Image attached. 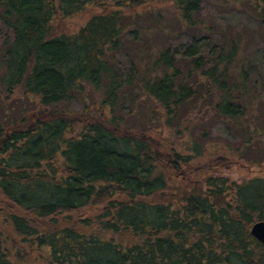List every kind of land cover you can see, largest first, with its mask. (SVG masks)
I'll return each mask as SVG.
<instances>
[{"label":"trees","instance_id":"1","mask_svg":"<svg viewBox=\"0 0 264 264\" xmlns=\"http://www.w3.org/2000/svg\"><path fill=\"white\" fill-rule=\"evenodd\" d=\"M166 1L0 0L10 33L0 47V264H264L250 235L264 221V178L226 177L235 158L219 145L208 146L219 158L171 177V165L202 157L207 135L169 152L150 134L178 129L197 105L188 125L221 123L239 148L264 149V49L246 70L247 33L208 20L213 1L239 8L264 45V0ZM83 12L76 32L52 33L55 17ZM188 33L179 47L160 42ZM17 89L26 105L5 118ZM87 92L99 116H66L62 106L87 103Z\"/></svg>","mask_w":264,"mask_h":264},{"label":"rangeland","instance_id":"2","mask_svg":"<svg viewBox=\"0 0 264 264\" xmlns=\"http://www.w3.org/2000/svg\"><path fill=\"white\" fill-rule=\"evenodd\" d=\"M164 1L165 8L170 7V3L167 2L166 0ZM167 2V3H166ZM218 4V6H216ZM220 3H215L213 1V5L216 6L217 12L215 14L214 18H209L208 20L215 26L219 31H222L224 33H227L230 30H238L240 31L243 28V31L247 33V45L245 47V69L249 70L252 69V71H256L258 69V61H259V52L264 49V45L262 43L261 38L259 37L255 26L251 23V20L247 17V14H245L244 11H242L239 8H234L232 9L231 7L229 8H222L219 5ZM168 10H166L165 13H167ZM164 13V14H165ZM211 13L210 10H207V14ZM170 21H174L175 19L172 16H168ZM87 15L83 13L74 15L68 19H62L60 17H55L52 20V33L56 32L58 34H72L76 32L87 20ZM208 21V22H209ZM246 26H249V31L245 28ZM251 29V30H250ZM252 31V32H250ZM193 33H188L182 35L178 42H167L165 40H160L161 43H172L173 47H179L178 45H181V43H186L190 40V37H192ZM257 35V36H254ZM10 39V33L9 31L3 26L0 20V47L3 43L4 40H9ZM120 66L122 67V73L125 76L127 74V70L129 68L128 62L125 59H122L120 62ZM253 75V73H251ZM252 78V77H251ZM206 90V89H205ZM3 98L4 96L1 95ZM86 101L87 103L80 102L79 100L72 99L69 101V103L65 104L61 108L63 112L66 114V116L70 117L72 120H80L83 115L89 114L90 116L96 118L99 116V101L100 98L98 95L87 92L86 96ZM211 98L209 95L206 93L205 94V99H203V104L207 105L209 104ZM98 101V102H97ZM22 104L26 105V101L24 99L23 93L21 89H17L12 98L8 100V107L10 106L12 110L9 108L6 111V117H14L19 118L20 114L18 113L17 109L19 110V107H21ZM36 104L32 101L30 104V108H34ZM86 106L89 108L86 109ZM97 107V109H96ZM27 108V106H26ZM96 109V111H95ZM198 106L196 105L195 112L192 110L186 115V119L182 121V125L178 127L179 130H181L178 134L175 133V130L178 129H166L164 126H160L157 130H152L150 132L151 135H153L154 139L153 142L154 144L161 145L162 148H164L166 151L172 152V151H179L182 152V146L185 143H189L192 139L195 141H199L201 144L200 146L202 147L205 144V151L202 157H200L198 160L193 159L192 160V165L191 168H185L184 166L180 167V169L177 171H173L172 168H174L172 165L170 166L169 169V174L171 177H173L172 173H175V177H180L182 175H186V172L191 170L193 166L196 164H204L210 160H214L216 158H219L218 155H216L217 150L211 149L209 147L216 148L218 145L220 147H224L226 149H229L231 152L230 154L235 158L233 160L235 162L233 168H223L222 173L226 175V177H229L231 180H235L236 182H242L243 180L250 179L253 177H263L264 178V149L259 148H253V150H247L245 149L244 146H239V140L240 138L232 133L229 132L221 123H215L212 128L205 130H201L202 128L200 127L199 124H196L195 126L193 125H188L189 120H194L193 117H195L196 113L198 112ZM95 111V112H94ZM31 115L34 116V113L32 111ZM103 117H107L104 115ZM187 129V132H182L183 130ZM196 127V129H194ZM194 129V130H193ZM207 130V131H206ZM205 131L203 133H206L207 137L204 138V142L201 140L200 141V135L201 132ZM209 146V147H208ZM218 149V148H217ZM235 149L239 150V153L243 155L244 159L247 160H240L238 156L235 153ZM246 157V158H245ZM221 160V159H220ZM256 160L257 164H254L252 166H249V162L247 161H253ZM194 161V162H193ZM221 162L224 163V165H228L229 160H224ZM185 171V172H183ZM169 186H174L173 181H170L168 183ZM1 201V198H0Z\"/></svg>","mask_w":264,"mask_h":264},{"label":"water","instance_id":"3","mask_svg":"<svg viewBox=\"0 0 264 264\" xmlns=\"http://www.w3.org/2000/svg\"><path fill=\"white\" fill-rule=\"evenodd\" d=\"M250 235L257 242L264 246V221H259L252 224L250 228Z\"/></svg>","mask_w":264,"mask_h":264}]
</instances>
